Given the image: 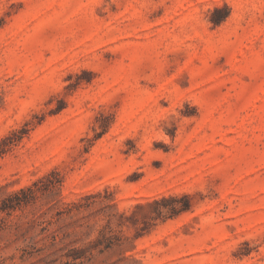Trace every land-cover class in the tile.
<instances>
[{"label": "rangeland", "instance_id": "1", "mask_svg": "<svg viewBox=\"0 0 264 264\" xmlns=\"http://www.w3.org/2000/svg\"><path fill=\"white\" fill-rule=\"evenodd\" d=\"M0 264H264V0H0Z\"/></svg>", "mask_w": 264, "mask_h": 264}]
</instances>
